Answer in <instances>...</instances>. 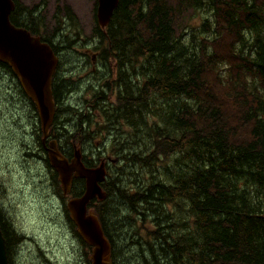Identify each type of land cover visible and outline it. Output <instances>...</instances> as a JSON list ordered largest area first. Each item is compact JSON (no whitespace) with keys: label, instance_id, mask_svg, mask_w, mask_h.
Returning <instances> with one entry per match:
<instances>
[{"label":"trees","instance_id":"trees-1","mask_svg":"<svg viewBox=\"0 0 264 264\" xmlns=\"http://www.w3.org/2000/svg\"><path fill=\"white\" fill-rule=\"evenodd\" d=\"M190 1L196 8L212 11V19L202 25L208 34L202 40L193 38L188 42L185 33L177 34L176 14L164 0H119L106 29H101L95 18L96 35L102 42L109 41L106 59H113L120 68H125L127 78L129 72L137 70V75L132 76L148 81L141 88L140 81L126 80L121 83L124 90L119 94L120 107L112 109L100 97L93 100L90 113L98 111L104 118L112 115L116 121L122 117L132 125L139 121L143 132L150 126L154 148L147 149L153 142L151 137L140 143L142 149L138 151H142L144 167L167 165L175 159L190 171L189 178L181 179L177 188L159 182L155 191H148L151 196L140 202H157L155 209L163 214V202L169 203L172 198L189 201L190 220L196 222L195 231L205 244L199 246L200 242L197 245L189 238L181 243L175 232L167 235V243L165 237L156 236L163 242L162 247H156L158 252L165 249L163 256L168 260L172 257L166 262L183 264L187 259L186 264H264V0ZM15 2L11 22L50 44L43 26L35 23L38 17L34 11L21 9ZM66 11L75 24L76 18L68 8ZM79 36L76 32L75 38ZM62 38L66 43V37ZM67 43L72 47L73 42ZM54 51L58 52L56 46ZM2 66L12 72L8 65ZM124 76L119 74L118 78ZM74 86L71 77L59 86L53 83L56 103L53 132L65 144L71 141L69 121L76 126L79 120L78 127L87 122L93 125L97 116H85L78 113L82 110L65 107L64 102L70 100L66 99L69 97L66 89ZM24 96L37 113L34 103ZM97 125L87 131L102 133V124ZM242 135L249 138L240 140ZM101 148L99 145L98 152ZM46 162L49 166L48 159ZM54 172L51 170L52 176ZM76 180L71 190L74 196H80L83 191L77 188ZM239 181L243 186L238 185ZM118 194L124 209L139 203V195L128 196L121 189ZM105 202L93 201L89 206L104 233ZM71 223L80 242L85 244ZM0 227L11 257L13 247L21 239L2 209ZM153 263L161 261L154 259Z\"/></svg>","mask_w":264,"mask_h":264},{"label":"rangeland","instance_id":"rangeland-1","mask_svg":"<svg viewBox=\"0 0 264 264\" xmlns=\"http://www.w3.org/2000/svg\"><path fill=\"white\" fill-rule=\"evenodd\" d=\"M16 1L21 9L34 11L36 17H38L35 23L43 26L45 36L50 37L62 28L67 31V33L64 32L63 36L66 37V43L69 41L75 43L76 52L67 49L63 51L61 70L66 73V79L72 78L74 85L77 79L88 80L96 77L92 60L95 51L99 52L100 59L110 62L106 59L109 51V41L102 42L95 32V0ZM164 1L176 14L175 29L178 35L185 33V39L188 42L193 38L196 41L202 40L208 35L202 25L206 20L212 19L211 10L205 7L196 8L190 0ZM67 8L76 18L75 24L73 19L66 16ZM20 15L23 16V14ZM76 32H79L80 38H75ZM87 47L94 49V52L92 50L87 51ZM116 63L115 60H112L113 65ZM68 89L67 87L66 90ZM24 95L26 94L14 74L0 65V209H2L8 224L21 237L19 244L12 246L14 251L11 253V264H91L92 249L87 243L85 244L88 245V248L80 242L71 225L72 219L67 217L65 211L68 212L67 202L70 197H62L60 176L56 172L52 176L51 170L54 168L51 164L48 166L46 162L47 156L45 153L47 150L43 149L41 145L42 131L41 126L38 125L37 113L34 106L30 104ZM87 113H84V115ZM95 113L93 112V114ZM138 129L140 128L138 127ZM147 130H151V128L148 127ZM248 138L249 135L240 136V140ZM79 139L80 137L71 142L70 146L65 144L64 152L72 156ZM98 147L94 148L92 146L91 148L88 146L86 148L87 153L90 154L91 151L97 153ZM125 154H136V150L125 152ZM139 155L141 156V154ZM45 157L46 160H44ZM64 157L68 160L66 156ZM154 165L151 164V166L146 167L153 169ZM122 166L123 164L113 165L119 171ZM160 171L159 180L154 175L153 186L162 182V178L169 177L165 170ZM189 172L186 168H182L179 172H173L171 176H178L180 182L181 179L189 178ZM126 173L129 174L128 170H126ZM130 174L140 176L137 171H132ZM119 176L122 180L129 178L124 173L119 174ZM76 181L78 182L77 188L81 190L85 182L82 183L79 179ZM238 185L243 186V182L239 181ZM144 188L148 187L144 185L141 188V191L147 195L148 191ZM120 189L127 195V187H120ZM116 193L118 197H121V194H118L119 191ZM116 193L108 204L109 209H106L107 202L104 204V218L108 223L107 226L116 231L115 241L120 252L118 264H143L140 260L138 262L134 256L139 257L142 261L144 260L146 264H153L154 259L164 261V264H166V261H171L172 257L168 260L163 256L165 249L158 252L159 250L156 247L163 246V242L158 240L155 244L150 243L148 245L154 258L146 247L142 248V253L136 246L131 249L123 247L125 244L132 245L136 243V240L128 235L126 229V223L130 221V218L133 220L134 217L130 214L131 210L120 209L121 204ZM181 201L183 200L181 199ZM149 202L150 212H153L156 207L154 203L149 204ZM139 205L141 204H136L133 208L137 209ZM129 208L132 207L129 206ZM142 212H147V210ZM180 219L185 221L184 217ZM191 222L196 224L193 220ZM163 233L166 242V231ZM192 233L194 235H191ZM178 234L182 236L180 242L182 239L189 238L195 241L196 244L200 242L199 246L205 244L203 238H200L193 229L187 228ZM157 237H160V235ZM14 238L11 234V239ZM181 243L178 245L181 246ZM183 245L185 244L183 243ZM167 264L169 263L167 262Z\"/></svg>","mask_w":264,"mask_h":264},{"label":"flooded vegetation","instance_id":"flooded-vegetation-1","mask_svg":"<svg viewBox=\"0 0 264 264\" xmlns=\"http://www.w3.org/2000/svg\"><path fill=\"white\" fill-rule=\"evenodd\" d=\"M95 54L96 55H93L92 60L94 63V73L97 78L95 77L88 80L77 79L75 86L67 90L69 97H67L66 99L70 100L64 102L65 107L69 106L70 108H74V110H82V112H78L80 114L90 112L92 110L91 104L93 103V100L96 98L99 99L100 97L106 100L112 109L118 108L120 107L122 99L120 98L121 96L119 94L124 90L121 83L125 84L126 80H132L134 83H138V81H140L142 88V86H144L148 81V78L144 79L142 82V79L138 76H132L134 74L137 75V70L134 73L129 72L130 77L127 78L126 70H124L125 68H120L117 64L113 65L111 62L103 61L98 57V52H95ZM65 74L66 73L61 70L59 65L58 70L55 74V82L58 84V86L62 81L68 80L66 79ZM119 74H124L125 76L122 79H119ZM95 92H99V94L95 95ZM94 111L95 110H93L91 113H87L85 116H93ZM110 111L111 110L106 111L108 115ZM95 114L97 116L95 119H93V125H90L87 122L85 124H81V126L78 127V125L80 124V121L78 120V124L74 127L75 123L69 121L68 126L72 131L68 132V136L71 138V141L66 142V144L67 146H70L71 142L80 137L79 143L75 145L76 150H74L72 156L74 157L75 153L79 154L81 161L87 168L93 169L104 165L106 175L105 182L103 183V190L107 194L106 209H109L108 204L115 194V191H120V187H127L126 194L128 196H140L138 204L141 205H139L137 209H129L131 210L130 214L132 215V217H134V219L132 220V218H130V221L126 223V229L129 233L128 235L132 236V238L136 240V243L132 245L125 244L123 247H129L131 249L136 246L140 250V253H142V248L146 247L151 253L150 247L148 245L150 243L155 244L157 241L155 237L158 235H160V238H163V236H165V234L163 233L164 231H166V236L172 235V232H175V235H177L179 240L182 236H179L178 233L182 232V230L185 231L187 228H190L195 231L196 224L192 223L190 220L189 201H187L186 199L181 198L183 200L181 201L180 198H176L174 200L172 198V201L169 203L163 202V214H159L157 209H154L153 212H150V206L148 204L140 203L145 198H147L146 196H151L149 193L146 195L141 191V188H143L144 185L148 187L144 188L147 191L153 189L155 191L158 187V185L153 186V183L155 180L154 175H156L157 180H159V176L161 175L160 170H165L169 177H171L170 180L169 177L164 179L162 178L161 183L165 182V184H167V186L172 189L177 188L179 178L178 176H171V174L176 171L179 172L182 168H185L184 165L181 166V164L175 159H171L167 163V165L163 163H157L154 165L153 169H150V167L146 166L144 167L141 163V158L139 155L140 153L138 151L142 149L140 148V143L148 142L153 135V131L147 130L150 126H147V128L143 132L140 129H137L138 127L140 128L139 121L134 122V125H132L128 120H125L122 117H120L119 121H116L112 120V115H110L111 118H104L98 111H96ZM147 114L149 115L148 112ZM98 123L102 124L103 126V132L98 133L99 136L96 132L87 131L90 130L91 127L93 128L95 126H98ZM56 131L58 132V130ZM152 141L153 142L149 144L147 149L154 148V137H152ZM55 142L57 143V149L60 150L70 162L73 157L69 153L64 152V141L58 140L52 130L50 132V138L46 143H43L41 138V145L43 149H46L48 146H50L51 143ZM90 144H93V146L95 147L102 145V151L97 153H93L91 151V153L88 154L86 148L90 146ZM121 150H124L123 154L120 153ZM134 150H136V154H125V152H133ZM44 160H46V157L44 158ZM114 164H123V166L119 168V171L113 167ZM126 170H128L129 174L132 171H137L140 173V176H137L136 174L129 175L126 173ZM121 173H124L126 177L132 179L128 178L126 180H122L119 176V174ZM82 181L85 182L84 180ZM84 187L85 185L83 184L82 190ZM116 196L119 203L123 205L121 202V198L118 197L117 194ZM152 199L157 200L156 198ZM102 209H104V206L102 207ZM120 209L124 208L121 206ZM144 210H147V212H142ZM181 217H184L185 221H181ZM104 222L106 223L105 234L109 239L112 247L111 262L112 264H118V260L120 258L118 257V255L120 254V252L118 250V244L115 241L116 231L107 226V221L105 220V218ZM133 226L135 227V230L133 229ZM191 235H194V233H192ZM138 237L140 239H137ZM134 258L138 260V262L140 260L141 262H143V264H146V262L139 259V257L134 256ZM187 261L188 260L185 259V261H183V264H186ZM163 262H161L160 264H164Z\"/></svg>","mask_w":264,"mask_h":264},{"label":"water","instance_id":"water-1","mask_svg":"<svg viewBox=\"0 0 264 264\" xmlns=\"http://www.w3.org/2000/svg\"><path fill=\"white\" fill-rule=\"evenodd\" d=\"M118 3L119 0H98L97 20L101 27L105 28L109 24ZM14 9L13 0H0V61L13 69L24 92L34 102L45 141L55 114L51 85L58 60L47 43L11 23L10 16ZM74 158L72 162L65 159L57 151L55 143L49 149V161L60 176L64 195L70 192L73 176L85 181L84 193L68 201V212L80 236L92 247V264H110L111 244L97 216L88 211L91 201L105 199L100 186L105 178L104 166L86 168L78 154ZM0 264H10L1 227Z\"/></svg>","mask_w":264,"mask_h":264},{"label":"bare ground","instance_id":"bare-ground-1","mask_svg":"<svg viewBox=\"0 0 264 264\" xmlns=\"http://www.w3.org/2000/svg\"><path fill=\"white\" fill-rule=\"evenodd\" d=\"M57 173V172H56ZM58 174V173H57Z\"/></svg>","mask_w":264,"mask_h":264}]
</instances>
